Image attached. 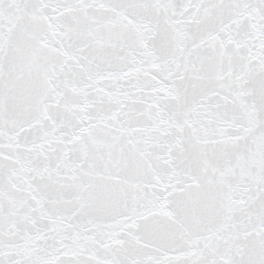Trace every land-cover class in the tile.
<instances>
[{"label":"snow or ice","instance_id":"1","mask_svg":"<svg viewBox=\"0 0 264 264\" xmlns=\"http://www.w3.org/2000/svg\"><path fill=\"white\" fill-rule=\"evenodd\" d=\"M0 264H264V0H0Z\"/></svg>","mask_w":264,"mask_h":264}]
</instances>
